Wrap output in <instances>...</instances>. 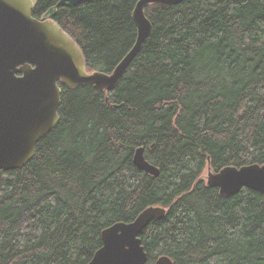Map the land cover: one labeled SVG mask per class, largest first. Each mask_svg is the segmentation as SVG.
Instances as JSON below:
<instances>
[{
    "label": "trees",
    "instance_id": "obj_1",
    "mask_svg": "<svg viewBox=\"0 0 264 264\" xmlns=\"http://www.w3.org/2000/svg\"><path fill=\"white\" fill-rule=\"evenodd\" d=\"M57 1L36 0L32 16ZM137 1L58 6L53 19L88 71L110 72L134 44ZM145 14L151 32L117 86L61 85L56 126L23 167L0 169V264H87L104 228L150 205L167 211L139 235L147 264H264V194L223 197L202 177L208 158L212 171L264 164V0ZM140 146L158 176L134 164Z\"/></svg>",
    "mask_w": 264,
    "mask_h": 264
},
{
    "label": "water",
    "instance_id": "obj_2",
    "mask_svg": "<svg viewBox=\"0 0 264 264\" xmlns=\"http://www.w3.org/2000/svg\"><path fill=\"white\" fill-rule=\"evenodd\" d=\"M82 1L88 0H58L36 18L32 16L36 0H0V169L23 167L34 156L39 139L56 126L61 85L69 89L93 86L105 92L117 86L151 32L145 14L149 4L176 5L184 0H138L132 11L134 44L110 72L88 71L78 44L53 19L58 6L74 7ZM133 162L144 172L159 175L143 146L135 149ZM205 182L223 197L245 188L264 194V164L228 165L212 171L208 158ZM166 211L163 206L150 205L132 221H117L104 228L102 245L87 264H147L148 254L139 235ZM152 264L173 261L162 254Z\"/></svg>",
    "mask_w": 264,
    "mask_h": 264
},
{
    "label": "rangeland",
    "instance_id": "obj_3",
    "mask_svg": "<svg viewBox=\"0 0 264 264\" xmlns=\"http://www.w3.org/2000/svg\"><path fill=\"white\" fill-rule=\"evenodd\" d=\"M202 177H203V178L206 180V177H207V170H205V171H204V173H203V176H202ZM205 180H204V181H205ZM153 262H154V261H153ZM153 262H152V263H153ZM152 263H151V264H152Z\"/></svg>",
    "mask_w": 264,
    "mask_h": 264
},
{
    "label": "bare ground",
    "instance_id": "obj_4",
    "mask_svg": "<svg viewBox=\"0 0 264 264\" xmlns=\"http://www.w3.org/2000/svg\"><path fill=\"white\" fill-rule=\"evenodd\" d=\"M112 105V104H111ZM109 106V105H108Z\"/></svg>",
    "mask_w": 264,
    "mask_h": 264
}]
</instances>
